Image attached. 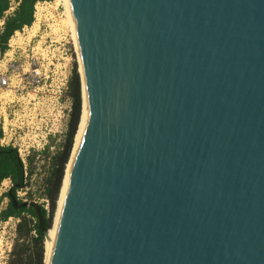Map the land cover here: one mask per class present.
<instances>
[{
	"label": "water",
	"instance_id": "water-1",
	"mask_svg": "<svg viewBox=\"0 0 264 264\" xmlns=\"http://www.w3.org/2000/svg\"><path fill=\"white\" fill-rule=\"evenodd\" d=\"M68 4L85 118L49 264H264V0Z\"/></svg>",
	"mask_w": 264,
	"mask_h": 264
},
{
	"label": "built area",
	"instance_id": "built-area-1",
	"mask_svg": "<svg viewBox=\"0 0 264 264\" xmlns=\"http://www.w3.org/2000/svg\"><path fill=\"white\" fill-rule=\"evenodd\" d=\"M19 1L8 0L4 18L14 13ZM62 18L53 2H38L32 23L0 44V146L23 153V163L67 131L71 105L67 108L65 99L70 101L75 43Z\"/></svg>",
	"mask_w": 264,
	"mask_h": 264
},
{
	"label": "trees",
	"instance_id": "trees-1",
	"mask_svg": "<svg viewBox=\"0 0 264 264\" xmlns=\"http://www.w3.org/2000/svg\"><path fill=\"white\" fill-rule=\"evenodd\" d=\"M52 1L20 0L14 13L4 18V13L8 9V0H0V23L3 21V25L0 26V44L6 43L15 31L32 23V13L36 3ZM67 96L71 101V108L66 136L60 151L53 158V165L45 181L44 195L49 204V211L46 212L44 208H41V214L45 217L44 227L46 230H50L52 227L65 167L70 157L81 116V80L76 64L73 66L68 82ZM26 160L23 163L18 152L12 147L0 146V185L6 180L10 182L11 195L17 203L12 204L11 197L7 193L6 197L9 199V204L1 212L0 220L5 222L9 218H14L19 221L15 227L16 238L6 264H44L45 236L39 230L38 219L30 208L18 207L22 203L18 202L16 197L18 191L26 188L28 180L32 176L30 157L28 156ZM28 217L30 218L28 219Z\"/></svg>",
	"mask_w": 264,
	"mask_h": 264
},
{
	"label": "rangeland",
	"instance_id": "rangeland-1",
	"mask_svg": "<svg viewBox=\"0 0 264 264\" xmlns=\"http://www.w3.org/2000/svg\"><path fill=\"white\" fill-rule=\"evenodd\" d=\"M52 2L54 3V7H57L63 16L62 19L64 26L68 28L69 25L67 21L64 3L60 0H53ZM74 64H76V68L78 72L79 63H78L76 49L75 52L73 53V59L71 62L72 68ZM70 105H71V101H67L65 99V106L68 108ZM65 136L66 133L64 135L63 134L56 135L54 138H51L49 140V144L47 145L45 150L35 153H30L29 155L31 162L30 170L32 171V176L30 180H28V185L26 186V188L24 190L17 192L16 197L18 202L21 203L33 202L37 204L40 208H47V210L49 211V204L44 195L45 181L47 180L50 173V169L53 165V158L60 151ZM20 155H23V153ZM10 187L11 185L8 180L4 181L0 185V214L7 208L9 204V199L6 197V194L10 189ZM56 210H57V205H56ZM29 218L30 217H28V219ZM18 222L19 221L14 218H9L5 222H2L0 220V264H6L9 260V254L12 250L14 240L16 238L15 227Z\"/></svg>",
	"mask_w": 264,
	"mask_h": 264
},
{
	"label": "bare ground",
	"instance_id": "bare-ground-1",
	"mask_svg": "<svg viewBox=\"0 0 264 264\" xmlns=\"http://www.w3.org/2000/svg\"><path fill=\"white\" fill-rule=\"evenodd\" d=\"M64 3L65 6V11H66V16H67V21H68V27L72 32V36L74 39V31L72 29V25L70 22V8H69V4H68V0H60ZM75 43V41H74ZM75 49L77 52V58H78V63H79V74L81 76V72H80V60H79V55H78V51L75 45ZM81 94H82V109H81V116H80V121L78 124V128H77V132L75 134L74 137V141H73V146H72V150L70 153V157L69 160L67 162V165L65 167V174H64V178L62 180V185H61V189L59 192V196H58V200H57V210L55 212V216L53 218V222H52V227L50 228V230L48 231V239L45 243V255H44V264H49L50 262V257H51V253H52V248H53V243H54V238H55V234H56V229H57V224H58V220H59V215H60V210H61V206H62V201L64 198V194H65V190L67 188L68 185V181H69V177H70V171H71V166H72V162H73V158L81 137V133L84 127V118H85V114H84V105H85V89L83 86V81H82V76H81Z\"/></svg>",
	"mask_w": 264,
	"mask_h": 264
}]
</instances>
